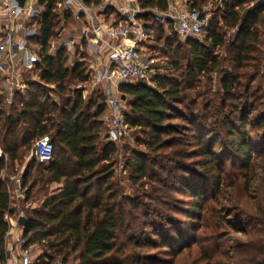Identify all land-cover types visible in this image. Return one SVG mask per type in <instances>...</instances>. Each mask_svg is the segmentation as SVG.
<instances>
[{
    "label": "trees",
    "instance_id": "16d2710c",
    "mask_svg": "<svg viewBox=\"0 0 264 264\" xmlns=\"http://www.w3.org/2000/svg\"><path fill=\"white\" fill-rule=\"evenodd\" d=\"M61 1L37 0L39 34L29 45L39 60L22 74L24 94L15 92L5 107L0 97V262L8 255L4 214L14 215L19 205L26 219L23 249H42L31 264H264V110L258 109L260 88L252 87L264 67V3H226L212 15L202 42L181 40L172 24H155L150 39L173 59L169 74L118 89L127 104L125 121L147 151L129 152L124 162L137 192L130 195L115 178L118 149L104 137L103 91L86 99L82 94L91 72L85 53L77 48L80 61L70 64L63 45L51 50L67 37H59L61 29L75 23ZM207 1L188 0V8ZM138 4L167 8V0ZM113 13L107 8L104 15ZM138 18L151 22L149 13ZM223 28L235 31L225 52L242 73L226 72L216 55L227 47ZM181 45L188 55L182 71L172 53ZM214 74L219 91L210 94ZM45 136L53 146L49 163L31 156L35 141ZM19 173L28 189L26 199L16 202L7 186ZM52 184L58 188L49 193ZM243 198L254 201V213L241 209ZM34 202L38 206L26 207ZM227 230L252 235L249 249L243 243L230 249Z\"/></svg>",
    "mask_w": 264,
    "mask_h": 264
},
{
    "label": "built area",
    "instance_id": "2783aa9c",
    "mask_svg": "<svg viewBox=\"0 0 264 264\" xmlns=\"http://www.w3.org/2000/svg\"><path fill=\"white\" fill-rule=\"evenodd\" d=\"M244 2L250 7L264 3V0H208L198 9H189L188 0H167L165 10L141 9L138 0L135 6H129L122 0H110L106 5L115 13L108 18L98 8L90 7L85 0H62L59 7L72 13L74 20L81 23V34L85 38L86 51L91 55L95 68V84L101 86L105 97L107 112L104 123L107 125L104 133L105 140L110 143L119 142L129 127L125 121L126 100L121 99L120 85L137 83L150 84L148 72L153 70L152 60L143 53L146 41L153 37L155 24H172L173 31L181 40L200 38L208 28L215 11L226 3ZM97 9V10H95ZM42 8L37 0H26L20 7L16 0H0V97H3L2 107L11 104L15 92L24 94L28 85L24 82L23 72L30 71L38 62L39 55L32 50L29 40L38 36L37 20ZM149 13L151 22H145L138 15ZM115 14L122 20H116ZM67 36V35H66ZM75 38L68 36L60 43L71 54ZM58 44L53 46L60 47ZM82 50V48L80 47ZM100 68V69H99ZM91 71V70H90ZM53 146L48 137L35 141L31 156L37 161L49 163L52 160ZM4 155L0 150V158ZM10 198L21 202L26 199V190L21 183V173L10 178L7 186ZM26 207H34L27 203ZM24 211L18 208L17 213L4 214V220L9 224L8 237L20 229L19 217ZM14 243L8 244V255L5 262L0 264H31L28 250H24V240L14 237ZM14 252H18L17 256ZM52 264H61L58 260Z\"/></svg>",
    "mask_w": 264,
    "mask_h": 264
},
{
    "label": "rangeland",
    "instance_id": "374dc122",
    "mask_svg": "<svg viewBox=\"0 0 264 264\" xmlns=\"http://www.w3.org/2000/svg\"><path fill=\"white\" fill-rule=\"evenodd\" d=\"M102 3H100L99 5H89L90 7H94V8H98L99 12H105L106 11V5H108L110 3V0H101ZM134 0H122L123 3L128 4L130 7L131 6H135L136 3L133 2ZM247 5V4H246ZM249 6V5H248ZM250 7V6H249ZM97 10V9H95ZM117 20V18H116ZM76 22V21H75ZM74 27V24L71 22L70 24H66L65 27L63 29H61V31L59 32V37L60 36H65L67 35L68 38H72L74 37V33H71V29ZM225 32V37L227 40V47L226 48H222L219 49V51L217 52V56L219 57V59L222 61V67L226 72H230V73H242V70H234V68L232 67V63L229 60L230 57V52H225L226 49H229L228 45L234 40V36H235V31L234 30H226L225 28H223V30L221 31V33ZM58 37V38H59ZM203 37L204 35H202L200 38H198L201 42L203 41ZM152 39V38H151ZM150 39V42L152 41ZM62 42V41H61ZM58 43V45L60 46V43ZM159 45V46H158ZM161 44H155L154 41H152L151 43L147 44L145 43L144 48H143V53L144 56L148 59V60H152V67L153 70L148 72V76L150 77V81H152L153 77H163L164 75L166 76L168 72V65H170V63L173 61L172 58L168 57V54L166 53L167 51L165 50L164 46H160ZM54 49V48H52ZM51 49V50H52ZM261 51L264 53V36L262 38L261 41V47H260ZM71 52H74L75 49H71ZM85 52V50H81L80 51ZM174 54V57L180 60V71L184 70V66L186 63V59L188 57L187 55V50L186 47L181 45V50L180 51H176L174 50L172 52ZM85 62H86V69L87 72H90L91 68L90 66L93 63V59L90 55L86 54L85 52ZM264 56V54H263ZM70 57V64H73L76 61H80V59H78L76 56H73L72 54H69ZM155 67V68H154ZM180 71H175L173 73L175 78H178L179 80V75H180ZM30 79L32 81H37L36 77L34 75L30 76ZM200 80L203 81V78L200 77ZM218 81H219V76L217 74L212 75V80H211V89H210V94H215L216 92H218L219 88H218ZM242 82V80H241ZM244 83V82H242ZM260 88V96H256L257 97V102H261L260 104V108H258L259 110H264V67L262 68V70L259 72V76L257 78H255V80L252 83V87H256ZM83 88V97L86 99L87 97H89L90 95H92L93 93L97 92L98 86L94 85V82L92 81L91 76L89 75V80L86 84H84V86H82ZM123 107L125 109H127V104H124ZM200 107V105H199ZM106 127L107 125L104 123V130L106 131ZM137 132H135L134 130H132L130 127H128L125 136L117 143H114L116 145V148L118 149V154H117V158L115 159L116 162V166H115V178L120 181L123 180V182H121V187L123 188L124 192L126 194H130V195H137V192L134 188V191L131 187V183L129 181H127L128 179V173L127 171L124 169V162L126 161V159H128L129 157V152H136L139 151L141 153H146V149L142 146L139 145L136 141L137 137L139 134H136ZM141 137V135H140ZM128 149V150H127ZM28 160V158H27ZM252 185H255V179H253L251 181ZM58 186L56 184H52L50 186V192L49 193H53L57 190ZM254 196V195H253ZM177 197H181L180 195H177ZM34 207L38 206V202H34L32 203ZM17 207L19 208V205H17ZM241 209H243L246 212L254 213L255 212V206H254V201L252 200H245L243 198V206L241 207ZM243 228H246L247 225L242 224ZM225 239L227 241L228 247L230 249H235V247H238L237 245H240L243 243L242 247L243 249L247 250L248 247V243L251 242V240L254 239V237L252 235L249 236H245L242 234H234L232 231L227 230L225 233ZM14 237H22V231L21 229L19 230H14L13 233L11 235H9L6 238V241L8 244H13L14 243ZM258 237V236H256ZM236 239H238V241L236 242ZM250 245V243H249ZM8 250V247H7ZM42 249H40L38 246H34L32 248L29 249V254H30V258L32 261H34V259L36 258L37 255H39L41 253ZM18 252H14V255L17 256ZM248 254L245 253L243 256H247ZM235 259L239 260L240 259V255L236 254L235 255Z\"/></svg>",
    "mask_w": 264,
    "mask_h": 264
},
{
    "label": "crops",
    "instance_id": "0c3cea01",
    "mask_svg": "<svg viewBox=\"0 0 264 264\" xmlns=\"http://www.w3.org/2000/svg\"><path fill=\"white\" fill-rule=\"evenodd\" d=\"M83 25L81 24V23H78V22H75L74 23V27L71 29V33H74V38L76 39L75 40V45H74V49H75V51L74 52H72L71 54L73 55V56H76L77 58H78V56H77V53H76V50H77V48H78V50H79V52L81 51V49H80V47L82 48V50H85V52H86V54H88V55H90L87 51H86V48L82 45V42H85V38H83V35L81 34V27H82ZM85 52H82V53H85ZM68 53V52H67ZM68 55H69V53H68ZM91 56V55H90ZM98 68V67H97ZM97 68H95V69H97ZM95 69H91V72H90V76H91V78H92V81L94 82V85H96V86H98V88H100L101 89V86L100 85H98V84H95V81H94V76H95V73H96V71H95ZM100 69V68H99Z\"/></svg>",
    "mask_w": 264,
    "mask_h": 264
},
{
    "label": "water",
    "instance_id": "95a60500",
    "mask_svg": "<svg viewBox=\"0 0 264 264\" xmlns=\"http://www.w3.org/2000/svg\"><path fill=\"white\" fill-rule=\"evenodd\" d=\"M17 2H18V4H19V6L20 7H23L24 6V3H25V1L26 0H16ZM121 99L122 100H124L125 99V97L124 96H121ZM18 224L20 225V226H25V224H26V219H25V217L24 216H21V217H19V219H18Z\"/></svg>",
    "mask_w": 264,
    "mask_h": 264
},
{
    "label": "bare ground",
    "instance_id": "6f19581e",
    "mask_svg": "<svg viewBox=\"0 0 264 264\" xmlns=\"http://www.w3.org/2000/svg\"><path fill=\"white\" fill-rule=\"evenodd\" d=\"M155 68V67H154Z\"/></svg>",
    "mask_w": 264,
    "mask_h": 264
}]
</instances>
